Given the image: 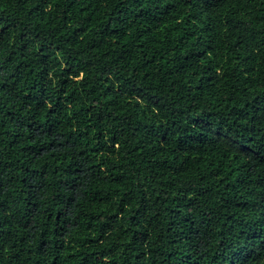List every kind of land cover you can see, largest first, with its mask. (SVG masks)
I'll use <instances>...</instances> for the list:
<instances>
[{"label": "trees", "instance_id": "trees-1", "mask_svg": "<svg viewBox=\"0 0 264 264\" xmlns=\"http://www.w3.org/2000/svg\"><path fill=\"white\" fill-rule=\"evenodd\" d=\"M0 264H264V0H0Z\"/></svg>", "mask_w": 264, "mask_h": 264}]
</instances>
